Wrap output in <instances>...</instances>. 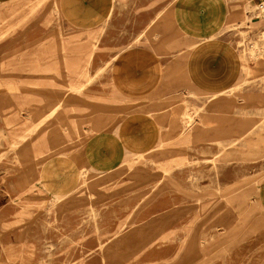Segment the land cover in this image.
Here are the masks:
<instances>
[{
    "label": "rangeland",
    "instance_id": "374dc122",
    "mask_svg": "<svg viewBox=\"0 0 264 264\" xmlns=\"http://www.w3.org/2000/svg\"><path fill=\"white\" fill-rule=\"evenodd\" d=\"M106 1L99 19L87 0H0V264H264V111L232 132L215 109L224 95L135 120L114 110L99 95L143 15ZM255 9L264 22V2ZM241 53L264 87L263 54ZM141 119L164 124L162 136L115 171L98 174L112 167L108 144L95 170L69 159Z\"/></svg>",
    "mask_w": 264,
    "mask_h": 264
},
{
    "label": "crops",
    "instance_id": "0c3cea01",
    "mask_svg": "<svg viewBox=\"0 0 264 264\" xmlns=\"http://www.w3.org/2000/svg\"><path fill=\"white\" fill-rule=\"evenodd\" d=\"M263 2L131 0V11L142 14L143 22L131 24L129 28L140 33L128 42L115 45L122 49L110 60L113 65L109 73V94L102 96L101 93L99 98L111 100L114 110L129 111L127 118L135 120L142 112L159 105L168 111L183 110L186 105L201 108L211 96L224 95L215 105V109L226 114L224 126H229L232 132L249 126L264 111V102H260L264 87L260 82H250L251 77L244 70V63L249 61L246 58L244 61L240 46L264 29V22L256 19L257 6ZM106 4V0H87L85 13L91 10L93 13L96 8L99 19L104 18ZM253 6L256 9L251 10ZM238 15L242 17L235 18ZM244 16L247 20L240 24ZM227 26L232 27L226 29ZM254 67L257 76H263L264 68ZM141 124L131 121L118 131L112 126L107 136L86 138L81 145L84 149L78 152L79 147H74L69 159L80 154L85 168L95 170L97 163L92 158L105 154L103 149L108 144L112 167L98 174L115 171L117 158H132L144 144L157 142L162 136L157 132L163 130L164 124L149 119L146 126ZM243 138L239 133L228 134L222 142H238ZM111 142L118 143L117 147ZM62 157L61 154L50 158Z\"/></svg>",
    "mask_w": 264,
    "mask_h": 264
},
{
    "label": "built area",
    "instance_id": "2783aa9c",
    "mask_svg": "<svg viewBox=\"0 0 264 264\" xmlns=\"http://www.w3.org/2000/svg\"><path fill=\"white\" fill-rule=\"evenodd\" d=\"M245 47H247L249 51L253 50V54L261 53L264 56V29L256 34L255 37L244 40L240 48L244 51Z\"/></svg>",
    "mask_w": 264,
    "mask_h": 264
},
{
    "label": "bare ground",
    "instance_id": "6f19581e",
    "mask_svg": "<svg viewBox=\"0 0 264 264\" xmlns=\"http://www.w3.org/2000/svg\"><path fill=\"white\" fill-rule=\"evenodd\" d=\"M179 53V52H178ZM140 122H142V124L141 125H144V126H146V122L144 121V120H140ZM210 123V122H209ZM186 124H188V123H186ZM207 124H208V122H207ZM212 123H210V125H211ZM158 147V146H157ZM180 147H181V145H180ZM153 149V148H152ZM149 150V149H148ZM150 150H151V148H150ZM136 157V156H135ZM169 171V170H168ZM167 171V172H168ZM84 182V181H83Z\"/></svg>",
    "mask_w": 264,
    "mask_h": 264
}]
</instances>
